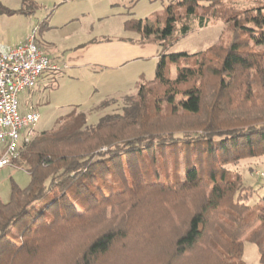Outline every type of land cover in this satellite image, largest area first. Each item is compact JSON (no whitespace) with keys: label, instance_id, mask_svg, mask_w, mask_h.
Here are the masks:
<instances>
[{"label":"trees","instance_id":"trees-1","mask_svg":"<svg viewBox=\"0 0 264 264\" xmlns=\"http://www.w3.org/2000/svg\"><path fill=\"white\" fill-rule=\"evenodd\" d=\"M208 1L171 2L154 25L129 14L125 28L160 47L155 76L126 97L122 112L89 124L75 107L22 145L15 162L30 182L12 181L9 201L0 197V264H48L71 233L99 226V214L105 219L120 197L142 201L124 224H145L161 207L165 218L141 229L143 235L130 231L132 245L118 222L102 226L59 264H114L119 244L123 256L130 246L131 255L142 253L148 264H246L245 240L258 246L264 264V197L249 206L255 190L231 169L264 156V51L253 48L264 43V5ZM33 3L22 0L21 9L4 11L30 15L38 7ZM216 20L226 31L218 43L194 54L171 52L195 27ZM171 64L178 65L175 78ZM148 156L157 164L153 180L143 171ZM169 160L174 174L166 170L161 180L158 166ZM111 180L119 189L108 185Z\"/></svg>","mask_w":264,"mask_h":264},{"label":"rangeland","instance_id":"rangeland-1","mask_svg":"<svg viewBox=\"0 0 264 264\" xmlns=\"http://www.w3.org/2000/svg\"><path fill=\"white\" fill-rule=\"evenodd\" d=\"M38 7L33 14H24L22 12H14L12 14L5 12V9L9 10H19L22 8V0H0V43L13 45L21 40H25L33 31L36 32L37 37L39 38L38 28L42 25V21L44 17H46L54 7H60L58 10V14L63 15L65 12H70V16L80 17L84 14L86 15L83 20L89 21L91 18L88 16L96 17V13H101L103 9L109 6L120 7V15L112 16V18L106 19L105 23H100L99 19L96 20L94 25V33L93 36H102V34H112L114 36L120 35L118 37L123 38V34H125L123 25H121V21H123V13L131 12L135 17H143L144 19L150 20V22L155 24V16L161 14L167 7V5L171 4V2H176L177 0H33ZM202 4L207 5L209 3L208 0H200ZM235 2L230 1L226 3L227 6H233ZM108 5V6H106ZM236 5H239L240 8L246 9L247 7H260L264 5V0H240ZM134 13V14H133ZM199 13H202L201 11ZM129 15H127V18ZM114 23V24H113ZM119 23V29H117L116 24ZM132 32L137 33L140 37V34L136 31L131 30ZM225 31V24L223 21L216 20L209 24L207 22L205 27L198 28L195 27L193 31L180 39L175 46L172 48L171 52H188L191 54L200 52L214 43H218L219 39L222 37V33ZM226 32V31H225ZM85 37V36H84ZM154 37V35H153ZM221 41V40H220ZM226 41V39H225ZM223 41V42H225ZM220 43V42H219ZM255 49H260L264 51V43L259 44L257 46H253ZM149 63H147L148 65ZM157 66V65H156ZM177 64L169 65V74L171 78H175L177 74ZM135 68H133L128 78H121V81L107 76L104 74L101 80L98 77H91L87 83H81L76 89L77 96L74 97V100H79V104L72 103V105L57 106L56 101H52L50 103H46L47 97L43 98V101L36 107V111L40 112V119L36 126V134L39 135L40 132L44 130L52 129L58 117L63 116L69 113L73 108L78 107L80 110H83L88 117L89 124H96L100 120L101 116L114 113V112H122L123 107L126 103V97L129 95H133L137 93L139 85L132 89L131 94L116 96V97H106L108 92H116V90L121 89L126 84L134 83L133 78H131ZM119 75V74H118ZM115 76V75H114ZM155 76V72L150 76L146 77V80H150ZM116 77V76H115ZM83 82V80H82ZM86 82V81H85ZM131 82V83H130ZM97 88V90H95ZM72 90L71 84L69 82H63L61 85V90H59L56 94V98L62 100L61 94L65 91L70 92ZM71 94V93H70ZM66 93V97L69 95ZM89 94V95H88ZM92 94V95H91ZM20 109H25V106L28 104V96L21 94L19 98ZM105 99V100H104ZM64 100V99H63ZM104 100L102 103H100ZM163 161V160H162ZM16 162H14L15 164ZM161 163V162H160ZM145 169H143L146 178L152 179V175L154 174V167L157 164H154L151 156H148L145 159ZM162 167L160 172V179H165L167 175V171L169 172V176H173L174 174V161L169 160L167 162H162L160 166ZM166 167L168 169H166ZM231 169L234 172H239L244 177V185L245 186H253L254 194L253 196L246 201V203L255 207L259 204L261 198L264 197V156L259 157H250L243 159L238 164L231 166ZM10 172H13L10 176H8L3 181H0V196L4 202H8L11 194V185L12 181H15L19 186L25 187L30 182V175L24 169V167L17 166L16 169L9 168ZM164 171H166L164 173ZM149 180V179H148ZM153 180V179H152ZM109 186H114V188H118L119 186L116 184L114 180L108 181ZM109 187H107L108 189ZM244 194V193H243ZM106 197H110L106 195ZM150 197V196H149ZM114 196H112V199ZM111 201V200H110ZM121 202V203H119ZM142 201L134 200V198H123L120 197L115 198V202L110 203V207L107 209V215L104 219L102 214H99L100 217L98 219L99 226L97 227H88L86 229H76L74 233H71L69 239L65 245L63 251L54 255L53 258H50V262L48 264H59L65 259H70V256L73 257L82 247L84 242L91 236V234L104 226L105 229L109 227L110 223L118 222L117 230H122L124 233L128 232V244L132 245V233L136 232L138 234L141 233V229L149 228V225L154 224L155 221L157 224L164 220L165 211L163 207L159 209L155 217L150 218L148 222L140 225L137 221L128 224H124L126 216L129 215V212L134 211L137 205H140ZM160 202L158 201L157 205ZM181 216L184 215V210L181 209ZM145 216L149 219V215L145 214ZM116 219V220H115ZM166 228V227H163ZM131 231V232H130ZM161 231V230H160ZM131 235V236H130ZM141 235V236H142ZM124 246V245H123ZM124 247L122 245L116 248V251L113 253L111 263L114 264H148L147 257H143L142 253L140 255L133 257L131 253L135 252L133 247H130V251L128 252V256H123ZM49 249H51L50 245L45 246L44 258L48 253ZM75 253V254H74ZM136 253V252H135ZM143 257V258H142ZM43 258V259H44ZM142 258V259H140ZM146 258V259H145ZM42 259V260H43ZM132 259V260H131ZM243 259L246 264H261V255L258 246L248 240L244 241V253Z\"/></svg>","mask_w":264,"mask_h":264},{"label":"crops","instance_id":"crops-1","mask_svg":"<svg viewBox=\"0 0 264 264\" xmlns=\"http://www.w3.org/2000/svg\"><path fill=\"white\" fill-rule=\"evenodd\" d=\"M59 9L60 7H54L52 12L48 14V25L46 24L42 29L38 30L40 34L39 38L36 35V41L38 46L55 63L60 65V70L47 71L41 76L34 89L20 93L19 98L21 94H24L29 99L25 109H20L22 113L31 109L35 110L43 101L45 95L47 97L46 103L56 101L57 106L60 105L59 103L62 106L72 105V103L80 105L79 100H74V97H71L77 96L76 94L78 93L74 89L82 85L80 82L87 83L91 77L98 76L101 80L104 74L117 80L119 78L121 81V78L126 79L128 76L130 78L129 73L135 68L131 76L134 83L126 84L121 89L116 90V92H108L105 99L107 97L131 94L129 91L142 82L147 81L146 77H150L156 71L160 47L152 40L141 41L137 33L125 28V20L127 15L132 14L131 12L123 13L124 17L121 25H123L125 34H123V38H120L118 37L120 35L114 36L112 34H102L100 37L93 36L96 20L99 19L100 23H105L106 19L120 15L122 13L120 12V7H106L101 13H96V17H94L95 15L88 16L91 19L84 21V23L81 20L85 18V14L76 18L75 16H70L68 11L59 16ZM116 27L119 29V23L116 24ZM22 41L24 40L15 44ZM147 63L149 64L147 65ZM63 82H69L72 90L61 94V97L64 98L60 100L56 98V94L61 90ZM66 93L67 95L71 94L66 97ZM3 150L4 143L0 141V157ZM17 166H19L18 163L0 167V181H3L13 173L8 171L9 168L16 169Z\"/></svg>","mask_w":264,"mask_h":264},{"label":"built area","instance_id":"built-area-1","mask_svg":"<svg viewBox=\"0 0 264 264\" xmlns=\"http://www.w3.org/2000/svg\"><path fill=\"white\" fill-rule=\"evenodd\" d=\"M55 63L37 44L33 31L24 41L7 45L0 43V141L4 150L0 167L14 164L22 145L36 134L40 113L20 110L21 92L34 89L47 71H58Z\"/></svg>","mask_w":264,"mask_h":264}]
</instances>
